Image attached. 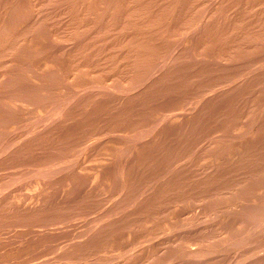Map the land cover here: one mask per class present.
<instances>
[{"label":"rangeland","instance_id":"1","mask_svg":"<svg viewBox=\"0 0 264 264\" xmlns=\"http://www.w3.org/2000/svg\"><path fill=\"white\" fill-rule=\"evenodd\" d=\"M0 264H264V0H0Z\"/></svg>","mask_w":264,"mask_h":264}]
</instances>
